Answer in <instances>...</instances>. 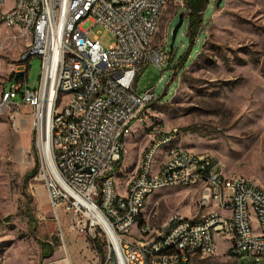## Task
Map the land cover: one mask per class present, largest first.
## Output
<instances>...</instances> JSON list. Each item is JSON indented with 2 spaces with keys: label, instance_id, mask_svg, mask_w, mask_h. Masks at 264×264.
Returning a JSON list of instances; mask_svg holds the SVG:
<instances>
[{
  "label": "built area",
  "instance_id": "built-area-1",
  "mask_svg": "<svg viewBox=\"0 0 264 264\" xmlns=\"http://www.w3.org/2000/svg\"><path fill=\"white\" fill-rule=\"evenodd\" d=\"M164 5L165 0H14L4 16L28 43L0 93V113L15 124L21 106L31 108L39 151L34 178L42 182L54 213L63 205L81 218L77 223L88 222L91 237L103 247L96 264H196L214 254L215 236L228 242L225 260L238 264L240 258L252 257L260 263L264 188L244 176L231 179L219 159L211 163L208 153L180 143L159 158L156 170H147L152 148L180 133L177 128L164 132L162 122L153 124L134 175L121 187L111 185L109 170L125 153V129L144 116L155 97L153 88L135 93L136 77L147 65L161 69L169 59L165 40L153 42ZM84 7H91V14H84ZM96 24L114 37L107 49L96 36L89 37ZM70 27H78V35H71ZM33 56L39 57L40 71L31 89L27 72ZM67 84H75L77 97L62 96ZM43 123L46 130L56 124V133H48L47 153L41 148ZM175 180L198 192V208L205 211L199 216L171 213L155 228L140 217L139 202L153 185ZM96 211L102 221H92ZM134 224L137 230L131 235ZM159 244H172L170 257L158 252Z\"/></svg>",
  "mask_w": 264,
  "mask_h": 264
},
{
  "label": "rangeland",
  "instance_id": "rangeland-1",
  "mask_svg": "<svg viewBox=\"0 0 264 264\" xmlns=\"http://www.w3.org/2000/svg\"><path fill=\"white\" fill-rule=\"evenodd\" d=\"M216 1L208 0L200 34L182 63L176 65L188 44L185 20L167 64L161 69L147 65L137 75L135 93L153 88L155 97L124 140L125 153L112 171L117 187L134 175L149 141L150 125L160 121L164 131H180L166 148L180 143L193 152L208 153L223 163L227 174L244 176L264 188V0H221L219 5ZM13 5L14 0H5L0 11L7 12ZM182 9L181 0H166L153 42L164 39L168 50L178 13L185 16ZM94 36L104 49L114 41L100 24L91 28L89 37ZM27 43L23 31L0 21V93L8 87L11 68ZM39 65V57L33 56L27 72L31 89L38 84ZM61 109L62 105L56 108ZM30 112L29 106L22 105L21 121L15 124L7 113H0V264H58L59 259H64L61 264H74L71 243L75 255L89 253L82 256V264H94L96 257H102L103 247L91 237L88 222L77 223L81 218L63 205L54 213L42 182L31 176L30 171L37 170L39 151ZM197 198L192 187L158 189L148 197L142 220L158 228L171 213L199 216L205 210L198 208ZM136 230L134 224L130 234ZM42 242L56 244L50 255L42 256ZM214 242V254L196 264H232L221 256L227 250L226 239L215 236ZM262 263L264 259L254 263L252 257L238 260V264Z\"/></svg>",
  "mask_w": 264,
  "mask_h": 264
},
{
  "label": "bare ground",
  "instance_id": "bare-ground-1",
  "mask_svg": "<svg viewBox=\"0 0 264 264\" xmlns=\"http://www.w3.org/2000/svg\"><path fill=\"white\" fill-rule=\"evenodd\" d=\"M4 1L5 0L0 1V5H2ZM10 10L4 13L0 11V21H3L7 26H10V18L5 17L4 15L5 13H8ZM84 14H91V7H84ZM70 34L78 35V27H70ZM64 94H69L70 97H77L78 89H75V84H67V89H62V96ZM137 120L138 119H136L135 121ZM155 123L156 122L150 125V131H153V124ZM132 126L128 127V129H125V136H127L130 133ZM48 133H56V124H48V130H46L45 123H43L41 148H42V151L46 153L50 149ZM174 137H175V134L171 135L169 138L163 139V141L160 144H157L156 146L152 148L151 154H148V158H147V170H156V166L159 164V159L156 160L155 164H153V162L158 154H161L160 158H162V156H168V153L171 151V149L175 148V147H167V148L165 147V145L168 142H170ZM124 140L125 139L122 140V147H124ZM209 157H211V163H218V159L214 158L211 155H209ZM114 167L115 166H112L111 169L109 170V179H111V185L116 187L114 177L112 176V171ZM231 179H242V177L241 176H231ZM173 185L182 186V180H175L174 182L160 183L158 185H153V191H151V194H153L158 189H162V188L173 186ZM151 194H145V196L139 202V213H140L141 218L143 216V209H144L145 201ZM95 220H98V221L103 220L102 215L98 211L94 212V214L92 215V221H95ZM171 251H172V244H159L158 245V252L163 253V257H170ZM147 264H154V260H147ZM170 264H178V260H170Z\"/></svg>",
  "mask_w": 264,
  "mask_h": 264
},
{
  "label": "trees",
  "instance_id": "trees-1",
  "mask_svg": "<svg viewBox=\"0 0 264 264\" xmlns=\"http://www.w3.org/2000/svg\"><path fill=\"white\" fill-rule=\"evenodd\" d=\"M181 1L183 4L182 10L185 14L184 20L186 23L184 36L188 44L185 50L181 54H179V56L177 57L176 65H179L185 60V57L190 51V48H194V39L195 37H198L200 34V30L202 27V20H203V12L208 3V0H181ZM170 53H171V50L168 51V54ZM118 165L119 163H117L116 166ZM35 172H36V167H34V169L30 171L31 176L34 175ZM55 246L56 244L42 242L41 243L42 256L50 255Z\"/></svg>",
  "mask_w": 264,
  "mask_h": 264
},
{
  "label": "crops",
  "instance_id": "crops-1",
  "mask_svg": "<svg viewBox=\"0 0 264 264\" xmlns=\"http://www.w3.org/2000/svg\"><path fill=\"white\" fill-rule=\"evenodd\" d=\"M18 120H19V122L21 121V117H20V119L18 118ZM147 131H148V126H147V129H146ZM149 132V131H148ZM131 133V132H130ZM140 156V155H139ZM140 160V159H139ZM115 183H116V181H115ZM118 186V184L116 183V187ZM148 199V198H147ZM147 199H146V201H147ZM146 201H145V204H146ZM144 207H145V205H144ZM143 211H144V209H143ZM70 240H72V238L70 237L69 238V240H68V242H70ZM65 246V245H64ZM56 247V246H55ZM54 247V248H55ZM228 247V246H227ZM54 248H53V250H54ZM69 248H70V254L72 255L71 257H72V260H73V262H74V264H82V256H87L89 253H82L81 254V257L80 256H77V255H75V250H76V247H75V245L74 244H70L69 245ZM53 252V251H52ZM54 255H55V252H54ZM222 257H223V254L221 255ZM64 259H59V260H57L58 261V264H61V263H59V261L61 262V261H63ZM96 258H95V261H94V264H96Z\"/></svg>",
  "mask_w": 264,
  "mask_h": 264
},
{
  "label": "water",
  "instance_id": "water-1",
  "mask_svg": "<svg viewBox=\"0 0 264 264\" xmlns=\"http://www.w3.org/2000/svg\"><path fill=\"white\" fill-rule=\"evenodd\" d=\"M220 2H221V0H217L216 1V5H219ZM183 21H184V16H183V13L180 12V13H178L177 22L175 23V25L173 26V28L170 31L171 41H170V44H169L168 51L171 50L172 43H173V41L175 39L176 33H177L179 27L182 25ZM166 229H167V226H164L162 228L163 231H165Z\"/></svg>",
  "mask_w": 264,
  "mask_h": 264
}]
</instances>
